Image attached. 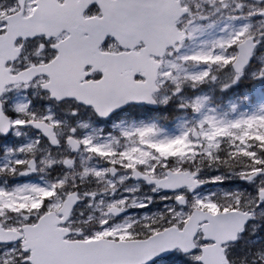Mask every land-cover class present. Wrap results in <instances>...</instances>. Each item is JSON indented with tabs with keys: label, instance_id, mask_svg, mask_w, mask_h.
<instances>
[{
	"label": "snow or ice",
	"instance_id": "6c2138e0",
	"mask_svg": "<svg viewBox=\"0 0 264 264\" xmlns=\"http://www.w3.org/2000/svg\"><path fill=\"white\" fill-rule=\"evenodd\" d=\"M0 264H264V0H0Z\"/></svg>",
	"mask_w": 264,
	"mask_h": 264
}]
</instances>
